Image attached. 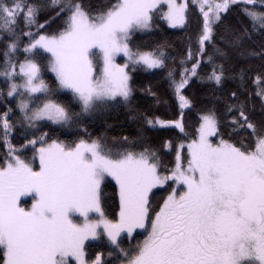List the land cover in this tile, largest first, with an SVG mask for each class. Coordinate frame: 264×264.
<instances>
[{
    "label": "snow or ice",
    "instance_id": "6c2138e0",
    "mask_svg": "<svg viewBox=\"0 0 264 264\" xmlns=\"http://www.w3.org/2000/svg\"><path fill=\"white\" fill-rule=\"evenodd\" d=\"M190 3L177 57L153 37ZM138 73L177 119L138 107L169 102ZM120 108L135 133L93 136ZM0 146V264H264V0H0Z\"/></svg>",
    "mask_w": 264,
    "mask_h": 264
},
{
    "label": "trees",
    "instance_id": "16d2710c",
    "mask_svg": "<svg viewBox=\"0 0 264 264\" xmlns=\"http://www.w3.org/2000/svg\"><path fill=\"white\" fill-rule=\"evenodd\" d=\"M180 2V0H177ZM189 30L185 32L182 29H173L169 28L165 21L159 20L157 21L159 25V31L153 37L154 41H168L170 44L169 51L179 57L184 51L185 47L188 44V36H193V44H194V36L197 30V25L199 22V13L198 10L194 9L190 3L189 8ZM153 40L149 41V44L153 42ZM51 76V73H49ZM138 84H149L151 83L154 87V90L158 92V94L165 95L168 99L167 105H158L153 106L152 98L142 95L140 92H137L138 97V107L141 110H147L151 115L159 117L162 120H173L177 119L179 116V109L176 106V103L166 95L167 93V83L161 75L152 74V73H138L136 74ZM227 88L234 89L235 84L229 81ZM195 92L198 97V101L202 104H208L211 93L206 89L200 86L199 84L195 85ZM132 114L127 112L124 108H120L118 110H110L108 112H103L98 114L94 118H90L86 121L87 127L93 136L99 135L107 129V125H112L111 129H107L110 134H118L121 131H124L129 134H134L137 128V122L132 121L130 116ZM197 115L195 112H185L184 122L187 125L188 131L194 132L195 127L197 126ZM147 135L151 138L153 143H159L161 137H169L176 138L178 135V130H167L161 129L159 131H154L152 129H146ZM74 137L71 136H61V139L70 140ZM6 151L3 146H0V158H2V153ZM107 192L111 199L115 201L113 204V211L110 213V218H118V196L115 195L117 189L115 184L112 181H106ZM159 196H164L166 193L159 192ZM143 235L139 237V239H143Z\"/></svg>",
    "mask_w": 264,
    "mask_h": 264
},
{
    "label": "rangeland",
    "instance_id": "374dc122",
    "mask_svg": "<svg viewBox=\"0 0 264 264\" xmlns=\"http://www.w3.org/2000/svg\"><path fill=\"white\" fill-rule=\"evenodd\" d=\"M122 58H118V61H120ZM52 75V74H51ZM109 180H110V178H109ZM111 181V180H110ZM114 184H115V182L114 181H112ZM29 204H30V198H29ZM138 231H142V230H138Z\"/></svg>",
    "mask_w": 264,
    "mask_h": 264
},
{
    "label": "water",
    "instance_id": "95a60500",
    "mask_svg": "<svg viewBox=\"0 0 264 264\" xmlns=\"http://www.w3.org/2000/svg\"><path fill=\"white\" fill-rule=\"evenodd\" d=\"M187 111V110H186Z\"/></svg>",
    "mask_w": 264,
    "mask_h": 264
}]
</instances>
